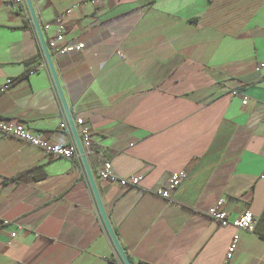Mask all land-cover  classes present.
<instances>
[{"label": "crops", "instance_id": "1", "mask_svg": "<svg viewBox=\"0 0 264 264\" xmlns=\"http://www.w3.org/2000/svg\"><path fill=\"white\" fill-rule=\"evenodd\" d=\"M31 3L47 43L61 21L58 50L73 41L88 48L51 56L77 134L90 137L87 164L132 264H264V67L257 72L264 0ZM1 119L57 145L74 140L61 127L63 109L25 0H0ZM106 162L140 185L100 179ZM179 171L186 178L169 202L159 193ZM220 199L231 223L250 211L255 233L212 221ZM0 216L11 221L0 223V264H122L83 165L1 135ZM235 234L238 249L227 263Z\"/></svg>", "mask_w": 264, "mask_h": 264}, {"label": "built area", "instance_id": "2", "mask_svg": "<svg viewBox=\"0 0 264 264\" xmlns=\"http://www.w3.org/2000/svg\"><path fill=\"white\" fill-rule=\"evenodd\" d=\"M91 1L99 2L100 0H91ZM8 6L11 7L13 6V4L8 3ZM57 27H58L57 34L54 35V37H52L51 39H49L48 43L46 42L50 54L54 53L56 57H67V56L72 57L77 54L85 53L88 50L86 44H78L75 41L67 43L62 50H58L59 45L65 42V38H64L65 31L64 28L61 26V21H58ZM45 29L48 30L49 26L47 25ZM42 56L44 57L43 52H42ZM263 67H264L263 65H259L257 67V72H260ZM11 85L12 83H9L7 86L3 87L1 91L7 90ZM244 104L245 105L247 104V99H245ZM63 115L65 121L61 127L72 135L64 111H63ZM82 123H83L82 120H77L76 122L77 125H82ZM0 135L3 138L17 139L23 143L36 147L40 149L45 155V157L50 160H54V161L61 159L76 160L82 164L81 155L78 152L77 145L74 140L69 146H61L51 143L48 139L43 137L42 132L31 131L26 127L25 124H23L22 122L16 119H1ZM89 138L90 137L88 133L86 131H82L79 139L83 150L84 148L89 147ZM98 176L100 179L112 184L119 185L120 187H128V186L138 187L141 182L140 177H133L129 180L121 179L115 173L111 162H106L103 165H101L98 171ZM185 178H186V171H179L177 173L170 175L167 187L162 192H160L159 195L164 199L168 200L169 202H172L171 193L174 192L180 186V184ZM225 204H226L225 199H220L217 206L209 211L208 213L209 218L212 221H215L221 227L232 226L237 232L245 231L249 233H255L258 219L250 211L244 212L241 216H239L235 221L231 223L228 220V214L226 209L224 208ZM0 223L3 226H9L11 224V221L5 220L0 216ZM16 236H17L16 233L11 234L12 238H15ZM106 236L109 245L113 246L107 233ZM239 240H240L239 235L235 234L226 253L225 260L227 263H230L233 260L238 249Z\"/></svg>", "mask_w": 264, "mask_h": 264}, {"label": "water", "instance_id": "3", "mask_svg": "<svg viewBox=\"0 0 264 264\" xmlns=\"http://www.w3.org/2000/svg\"><path fill=\"white\" fill-rule=\"evenodd\" d=\"M25 2H26L28 10L30 12L32 23H33V27H34V31H35V34H36L37 39L39 41V45H40V47L42 49L45 62H46L47 66L49 68V71L51 73V76H52V79H53V82H54V85H55V89H56L57 95L59 97L62 109H63V111H64V113H65V115L67 117V121H68L69 127L71 129V133H72V136L74 138V141H75V143L77 145L78 152L81 155V162H82V165H83L86 177H87V182H88V184L90 186V189L92 191L93 197L95 199V202H96V205H97V209H98L100 218H101V220L103 222L105 231L108 234V236H109V238H110V240H111V242H112V244H113V246L115 248V251H116L119 259L121 260L122 264H132L130 262L129 258L127 257L125 251L123 250V248L119 244L118 239L116 237V234H115L114 230L112 229V227H111V225L109 223L108 217L106 215V212H105V210H104V208L102 206V203H101L99 194L97 192V188H96L94 179L92 177L91 171H90L89 166L87 164V160H86V157H85L84 150H83V148L81 146L80 139H79V136H78L76 128H75V124H74L73 119L71 117V114L69 112V108L67 106L62 87H61V85L59 83L57 74L55 72L52 56H51V54H50V52H49V50L47 48V44H46V41L44 39L42 29H41V27H40V25L38 23L36 15H35V11H34V8L32 6L31 0H25Z\"/></svg>", "mask_w": 264, "mask_h": 264}, {"label": "trees", "instance_id": "4", "mask_svg": "<svg viewBox=\"0 0 264 264\" xmlns=\"http://www.w3.org/2000/svg\"><path fill=\"white\" fill-rule=\"evenodd\" d=\"M129 258V256H127ZM130 262L132 263L131 259L129 258Z\"/></svg>", "mask_w": 264, "mask_h": 264}]
</instances>
